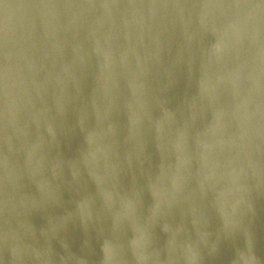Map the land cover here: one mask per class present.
<instances>
[{"label": "water", "instance_id": "water-1", "mask_svg": "<svg viewBox=\"0 0 264 264\" xmlns=\"http://www.w3.org/2000/svg\"><path fill=\"white\" fill-rule=\"evenodd\" d=\"M264 264L261 0H0V264Z\"/></svg>", "mask_w": 264, "mask_h": 264}, {"label": "clouds", "instance_id": "clouds-1", "mask_svg": "<svg viewBox=\"0 0 264 264\" xmlns=\"http://www.w3.org/2000/svg\"><path fill=\"white\" fill-rule=\"evenodd\" d=\"M239 264H251V257H245L243 254L239 256Z\"/></svg>", "mask_w": 264, "mask_h": 264}, {"label": "snow or ice", "instance_id": "snow-or-ice-1", "mask_svg": "<svg viewBox=\"0 0 264 264\" xmlns=\"http://www.w3.org/2000/svg\"><path fill=\"white\" fill-rule=\"evenodd\" d=\"M262 3H264V0H261Z\"/></svg>", "mask_w": 264, "mask_h": 264}]
</instances>
